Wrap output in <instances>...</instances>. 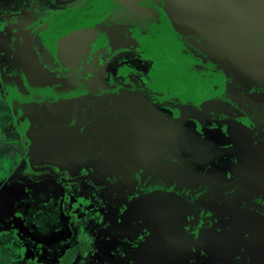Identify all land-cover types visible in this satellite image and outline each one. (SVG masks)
<instances>
[{
	"label": "flooded vegetation",
	"instance_id": "1",
	"mask_svg": "<svg viewBox=\"0 0 264 264\" xmlns=\"http://www.w3.org/2000/svg\"><path fill=\"white\" fill-rule=\"evenodd\" d=\"M131 1L114 4V13L84 33V28L64 27L59 36L52 27L57 30L65 20L56 19L84 7L93 16L99 10L95 0L67 6L24 0L28 4L21 10L0 8V133L7 138L6 149L12 150L13 134L30 117L18 71L26 90L39 98L23 76L26 64L39 89L70 87L72 94L115 96L127 83H136L188 115L237 126L238 144L215 150L224 167L213 165L202 178H193L185 164L162 158L127 176L75 158L59 161L62 170L55 176L26 183L9 181L16 164L3 156L0 161L7 165H0V214L7 215L6 206L23 205L29 213L25 237L49 253L63 245L73 253L76 246L69 244L75 243L76 231H86V241L81 235L77 249L85 245L91 250L73 253L67 260L71 264H124L115 260V251L123 258V248L130 251L129 262L139 264L132 246H144L159 224L168 231L166 259L160 264H202L204 248L222 264H264V0ZM39 3L46 8L38 9ZM124 24L141 32L114 36L116 44L106 46L103 55V43L88 48L100 33L119 32L114 28ZM120 81L121 87L107 86ZM33 158L28 165L36 163ZM62 164H74V170ZM48 179L59 183V206L48 201L54 198L47 188L38 186ZM191 185L197 192L185 205L175 204V194ZM170 209L175 213L161 222L159 215ZM57 232L59 239L42 238Z\"/></svg>",
	"mask_w": 264,
	"mask_h": 264
},
{
	"label": "water",
	"instance_id": "2",
	"mask_svg": "<svg viewBox=\"0 0 264 264\" xmlns=\"http://www.w3.org/2000/svg\"><path fill=\"white\" fill-rule=\"evenodd\" d=\"M53 1L57 6H67L80 0ZM130 2L95 0L99 10L96 9L93 16L86 14L88 7L64 15L56 19L65 21L57 26V30L56 25L52 27V33L58 35L57 31H62L64 27L74 30L84 28V33L90 25L114 13V4ZM184 3V0H179L178 4ZM41 28L43 26L38 29ZM23 76L39 97L36 98L26 90L21 70L18 71L22 99L30 108V117L21 129L33 135V154L37 159L46 158L56 162L75 158L89 159L100 163L106 173L132 176L144 163L168 158L185 164L193 178H202L213 165L224 167L216 149L238 144L237 126L202 120V115H188L183 107L153 97L136 83H127L115 96L93 91L72 94L73 88L70 87L39 89L34 86L26 64ZM107 86L121 87L122 83L120 81ZM217 185L213 188H217ZM38 186L43 188L45 184ZM38 186L30 189H35L32 193L38 190ZM196 189L191 185L177 192L174 203L181 201L185 205L184 202L197 192ZM170 212L174 211L170 209L160 214V221L166 222ZM167 232V226L159 224L158 231L144 246L133 244L132 249H137L139 254L135 260L139 264L163 262L166 259ZM54 236L59 238L61 235L57 232ZM129 253V250L123 248L124 256L121 258L122 255L115 251V260L132 264L129 262Z\"/></svg>",
	"mask_w": 264,
	"mask_h": 264
},
{
	"label": "rangeland",
	"instance_id": "3",
	"mask_svg": "<svg viewBox=\"0 0 264 264\" xmlns=\"http://www.w3.org/2000/svg\"><path fill=\"white\" fill-rule=\"evenodd\" d=\"M26 4H28V2H24V0H0V5H2V7L0 8L7 7L14 10H21L23 6ZM42 6L46 8V6L41 3L37 5V8L40 9ZM114 29H118L120 31L117 32L113 29H110L109 31H103V33H100L98 35V38H95L93 42H91L88 48L92 47V43L94 44V46L95 45L97 46L100 43L102 45L103 43L104 45L101 47L102 49L101 54L103 55L104 52H107V49H105L106 46L112 47L113 45L116 44L111 39L114 36L129 34L130 31L133 29H137V30L139 29V32H141L139 27H131L130 25L127 24H124L122 27H116ZM142 33H144V31ZM131 38H134V35L131 36ZM95 48L96 47H94V49ZM86 59L87 58H84L83 60ZM16 134L18 133L13 134V137L15 138V144L16 146L19 147V149H22V145H21L22 143L16 142V140L19 137V135ZM0 138L3 139V135L1 133H0ZM16 154L18 157H16L17 163L16 165H14L15 174L12 178H10L9 181L18 180L26 183L28 182L31 183L34 181L36 182L38 180H42L43 178H47L48 174L55 176L56 174H58V172L62 170L61 165H59L58 162H54L51 160L34 161L36 163L32 165H27L28 169H25L26 164H29L28 156H26V158L24 157V160L22 161V154L19 153ZM1 158H3V156L0 155V159ZM19 163L21 165L17 169ZM1 164L7 165L6 163L0 161V165ZM23 164L24 166L22 167ZM62 165L67 166V168H69L70 170H74V166H73L74 164H67V165L62 164ZM31 172H33V174H30ZM71 190L72 193L75 194V189L72 186H71ZM86 202L91 206L92 201L87 200ZM91 212L96 213V210H91ZM88 219L92 220L93 218L89 217ZM8 228H10L8 231L7 228L6 231H0V264H71L68 263L67 260L68 258L70 259V257L71 259H73L74 256L72 255L73 253L77 254L81 250L83 253L88 254L89 250H91L85 245H83L81 249H77L78 246L77 244H79L81 241V235L84 236L83 240L86 241V231H76L75 243L71 242L69 244V246H73V247L76 246L75 251H73V253H70L72 251V247H68L65 245L59 247L57 249L58 250L57 252L50 251L49 253V252H45V250L43 251L41 247L34 245L33 242H31V244H29L27 241L23 242V240H21L19 237L13 234L15 232L13 231L14 228L12 226ZM1 254L4 255L1 256Z\"/></svg>",
	"mask_w": 264,
	"mask_h": 264
},
{
	"label": "crops",
	"instance_id": "4",
	"mask_svg": "<svg viewBox=\"0 0 264 264\" xmlns=\"http://www.w3.org/2000/svg\"><path fill=\"white\" fill-rule=\"evenodd\" d=\"M15 133H18L16 135H19L16 142L22 143L21 144L22 149H19V147L16 146L14 137L12 138V145H11L12 150L11 151L8 150L9 148L6 149L7 138L5 137V135H3V139L0 138V155L11 158V160L14 164L17 163L16 157H18V156L16 153L22 154V161L24 160V157L26 158V156H28V161H29V159L34 160V158H33L34 157V154H33L34 137H33V135H31L29 132H26L22 129L21 130L18 129ZM44 160L49 161V159H46V158H41V159L36 158V161H44ZM20 165L21 164L19 163L17 166V169L20 167ZM27 165L28 164H26L25 169H27ZM23 166H24V164L22 165V167ZM48 180H50V179H48ZM59 187H60L59 183L56 180H50L49 182L45 181L44 188H47L49 191V196H53V198H54V201H52V199L50 197H48V201L55 202L56 206L60 205V195H58V193H57ZM24 190L27 191V189H24ZM23 191L20 194L21 196L24 195V193H26L25 191L24 192ZM15 195H16V193H15ZM10 197H11V195H10ZM9 203L11 205V199L9 200ZM49 205H50V203H49ZM5 208H6L5 210L7 212V215L0 214V229H6V228L12 226L14 228L13 231L15 232V233H13L14 235H16L21 240H23V242L27 241L29 244H31L30 241L25 237L26 235L23 233V231L27 230L28 224L25 223V220L29 216L28 211L23 208V205H21L19 207L18 206H16V207L15 206H11V207L6 206ZM65 226H66V223L64 224V226L60 227V229H62L63 227L65 228ZM48 227H50V225ZM36 237L39 238L38 235H36ZM42 238H46L47 240H48V238H52L53 240H55V238H57V237H55L53 235V236H45ZM57 239H59V238H57ZM57 242H59V241H57ZM57 242H54V244H56ZM38 244L39 243H37V246L41 247V245H38ZM206 249L207 248H204L202 250V264H222L221 261H219L218 259H216V257H214V254H215L214 252L209 251L210 253L209 252L205 253ZM263 250H264V248H263ZM3 255L4 254H1V256H3ZM262 255H264V252L262 253ZM231 264H233L232 261H231Z\"/></svg>",
	"mask_w": 264,
	"mask_h": 264
}]
</instances>
